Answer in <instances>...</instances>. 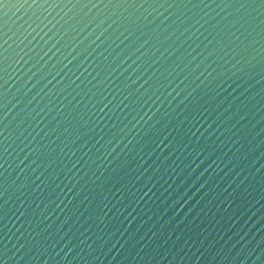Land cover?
I'll use <instances>...</instances> for the list:
<instances>
[{
	"label": "water",
	"instance_id": "obj_1",
	"mask_svg": "<svg viewBox=\"0 0 264 264\" xmlns=\"http://www.w3.org/2000/svg\"><path fill=\"white\" fill-rule=\"evenodd\" d=\"M0 264H264V0H0Z\"/></svg>",
	"mask_w": 264,
	"mask_h": 264
}]
</instances>
